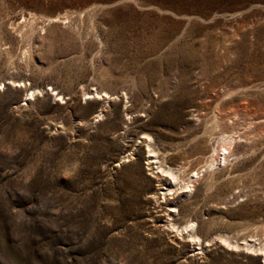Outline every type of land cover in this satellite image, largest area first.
I'll return each instance as SVG.
<instances>
[{
	"label": "rangeland",
	"instance_id": "1",
	"mask_svg": "<svg viewBox=\"0 0 264 264\" xmlns=\"http://www.w3.org/2000/svg\"><path fill=\"white\" fill-rule=\"evenodd\" d=\"M259 244L264 0H0V264H263Z\"/></svg>",
	"mask_w": 264,
	"mask_h": 264
},
{
	"label": "bare ground",
	"instance_id": "2",
	"mask_svg": "<svg viewBox=\"0 0 264 264\" xmlns=\"http://www.w3.org/2000/svg\"><path fill=\"white\" fill-rule=\"evenodd\" d=\"M34 95V94H33ZM89 97H92V98H99V97H101L98 93H94V94H92V96H90L89 95ZM33 98V97H32ZM98 117H99V115H98ZM223 144H222V146H221V148H225V147H227V144L228 143H226L225 141H223L222 142ZM219 144V143H218ZM221 144V143H220ZM225 152H227V154H229V150H228V148H225V150H224ZM147 152H148V156H147V158H148V161H150L151 163H149L148 162V165L149 164H153L154 162L151 160V159H153V158H155L154 157V155H155V152L148 146L147 147ZM218 152H219V149L218 148H216L215 150H214V154L212 155V157L210 156V158H212V160H211V162H210V164H209V166H208V168H213L214 166H218V164L219 163H217V159H216V156L218 155ZM225 155V154H224ZM227 160V157H224V159H223V161H226ZM157 169H159L160 170V168H157ZM162 172H165V171H162ZM167 174H169L170 176H172V178H173V180H174V182L175 181H177V178L174 176L173 177V173H171V171H167L166 172ZM199 176V173L198 172H194L193 173V175L191 176V179L193 180L194 178H197ZM186 186V185H185ZM192 186V185H191ZM188 191H190V188L187 186V187H185ZM166 191L167 192H170L171 191V189H166ZM184 231H185V233L186 234H189V232H193L194 231V224H190V226H187V227H185L184 228ZM184 231H182V232H184ZM189 237L192 239V241L194 242V243H196V244H198V243H200V238L198 237V236H196V235H194V234H189ZM223 240V239H222ZM258 241V240H257ZM223 242H225V243H227V240L225 239V240H223ZM258 243V242H257ZM260 245V246H259ZM258 246H259V248H258V252H260L259 253V256H261L262 257V259H263V264H264V244H259ZM255 247H256V245L254 246V244L251 246V248H252V250H254L255 249Z\"/></svg>",
	"mask_w": 264,
	"mask_h": 264
}]
</instances>
